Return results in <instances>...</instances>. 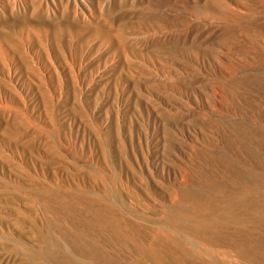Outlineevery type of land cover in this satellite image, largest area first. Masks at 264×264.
<instances>
[{
  "label": "rangeland",
  "instance_id": "rangeland-1",
  "mask_svg": "<svg viewBox=\"0 0 264 264\" xmlns=\"http://www.w3.org/2000/svg\"><path fill=\"white\" fill-rule=\"evenodd\" d=\"M256 191L264 0H0V264H264Z\"/></svg>",
  "mask_w": 264,
  "mask_h": 264
},
{
  "label": "bare ground",
  "instance_id": "bare-ground-1",
  "mask_svg": "<svg viewBox=\"0 0 264 264\" xmlns=\"http://www.w3.org/2000/svg\"><path fill=\"white\" fill-rule=\"evenodd\" d=\"M232 181H234V180H232ZM240 181H241V179H240ZM191 193L183 192L182 193V197L185 198V199L195 198L196 195H192ZM231 207L234 208V209H244V210H258V211L259 210H264V194L259 193L257 191L256 192H253L246 199L241 200L240 202H235V203L231 204ZM177 219H178V217H176L175 214H173L172 216H170L169 218L166 219V222L167 223H171V222H174ZM261 227H264V222L261 224ZM211 229H213V230H211ZM221 230H222V225L221 224L210 223V224H208L205 227H201L200 229H191V233H193V234H199V235H202L203 234L204 235L206 233V231H212V234L213 235H215V236L218 235L219 236ZM205 235L207 236L208 241H210L211 243H213L214 239H216V238L210 237V235H208V234H205ZM47 255H48V252H47ZM101 260H103L107 264H115L114 261H113V259L106 258L103 255H101ZM156 262H157V264H159V261L157 259H156ZM53 264H55V263H53ZM60 264H68V263H67L66 260L62 259Z\"/></svg>",
  "mask_w": 264,
  "mask_h": 264
}]
</instances>
